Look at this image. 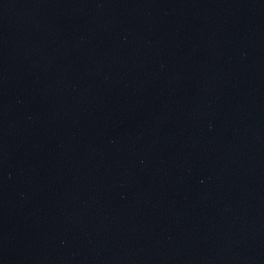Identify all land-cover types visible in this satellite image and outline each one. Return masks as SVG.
<instances>
[{"label": "water", "instance_id": "95a60500", "mask_svg": "<svg viewBox=\"0 0 264 264\" xmlns=\"http://www.w3.org/2000/svg\"><path fill=\"white\" fill-rule=\"evenodd\" d=\"M264 130V0H0V264H205Z\"/></svg>", "mask_w": 264, "mask_h": 264}]
</instances>
